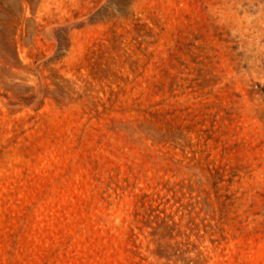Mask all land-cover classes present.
<instances>
[{
  "label": "rangeland",
  "instance_id": "obj_1",
  "mask_svg": "<svg viewBox=\"0 0 264 264\" xmlns=\"http://www.w3.org/2000/svg\"><path fill=\"white\" fill-rule=\"evenodd\" d=\"M0 264H264V0H0Z\"/></svg>",
  "mask_w": 264,
  "mask_h": 264
}]
</instances>
